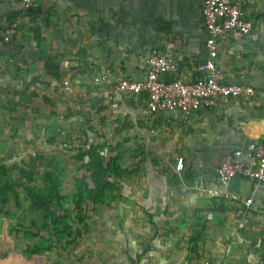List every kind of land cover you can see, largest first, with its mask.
<instances>
[{
	"label": "crops",
	"instance_id": "0c3cea01",
	"mask_svg": "<svg viewBox=\"0 0 264 264\" xmlns=\"http://www.w3.org/2000/svg\"><path fill=\"white\" fill-rule=\"evenodd\" d=\"M233 1L253 29L218 38L217 74L255 93L219 97L185 116L152 114L144 93L120 92L116 83L143 79L151 49L176 63L165 78H201L207 58L203 0H33L28 7L0 0V38L18 23L0 50V161L25 149L22 138L33 141V149L44 144L34 125L45 114L43 97L55 101L57 85L66 102L58 113L71 114L64 119L69 128L76 122L71 129L83 126L91 141L102 134L115 149L139 150L121 160L133 172L117 179L110 198L87 202L86 221L73 228L69 243L57 242L49 229L30 239L22 228L13 231L28 221L0 223V264H264V187L239 175L221 185L214 171L235 148L264 141V0ZM46 63L58 65V79ZM102 75L105 80L96 82ZM177 156L183 158L180 172L173 169ZM247 198L252 203L245 208ZM239 208H245L242 228L235 219ZM37 244L49 248L32 254Z\"/></svg>",
	"mask_w": 264,
	"mask_h": 264
},
{
	"label": "trees",
	"instance_id": "16d2710c",
	"mask_svg": "<svg viewBox=\"0 0 264 264\" xmlns=\"http://www.w3.org/2000/svg\"><path fill=\"white\" fill-rule=\"evenodd\" d=\"M45 67L52 71L56 79L59 78L60 71L57 64L46 63ZM59 89L57 85L54 102L46 98L47 96L43 97L42 103L45 105L44 108H46L45 114H40L42 118L39 119L38 123L36 122L34 127L37 132L36 138L42 137L46 140L45 143L50 145L58 144V146H64L66 150H71L72 154H70V157L73 162L77 163L80 169L86 170V172L81 173L80 176L74 177L75 191L71 197L72 207L67 209L64 206L67 198L64 193H61V180L58 178L59 173L56 170L58 168V170L60 169L59 171H61L64 166L59 164V159L55 163V168L53 170H46L41 173V178H43L44 183L43 187L36 188L33 185H24L20 178L16 179V174L13 172H15L17 168L21 177L26 178L29 182L35 181L36 177L34 174L35 171L39 169L40 160L47 158V155L44 156L45 154L42 155V153L40 154V151L37 150L39 147L36 149L37 151H35V148L34 150L33 148H28L27 145L33 144L31 143L33 141L30 142L24 138L26 147L22 151L24 152L23 156H19L20 154L15 153L14 157L10 156L6 159V162L9 160V162L13 164L11 169L7 168L6 162L3 161V159L0 161V215L5 217L9 216L8 214L10 211L8 206H10V203L16 207L20 206L19 189L21 188L26 191V197H29L30 206L36 210L35 212L38 215L42 216V219L39 224L40 227H37L35 222L31 221L27 226H16L14 231H17L18 228H22L24 229L23 238L30 239L35 236H41L39 233L42 230L48 231L47 229H49L50 235L53 236L57 242L69 243L74 240L72 230L75 228V222L77 223L76 219L79 221L77 224L84 220L82 208L86 206L87 202L92 204L103 203L106 198H110L112 191L118 188L117 179H121L123 175L133 172V170L128 167H122L118 149L112 147L111 143H109L102 134H99V139L96 141L86 143L80 140V134L82 133L87 137V132L83 130V126H80L78 130L81 131V133L70 132V130H66V133L62 132L64 130V119L71 118L69 117L71 114L60 116L56 111L58 105L62 101V93H60ZM38 110L39 108L33 110V114L36 117H38L36 114H39ZM16 120H18V118ZM48 125L50 126V130L45 131L46 133L39 134L41 131L48 129ZM90 130L93 131V128H90ZM93 132L96 133L95 129ZM10 136L14 137L15 133H11ZM72 139L73 143H71ZM37 146L38 145H36V147ZM13 151H19V148L15 147ZM134 153L138 155L139 150H134ZM26 156H29L28 160H25ZM18 158L20 159L19 161L16 160ZM139 162H141V159ZM12 170L13 172H10ZM10 173L14 175L12 179H9L8 174ZM31 226L36 227V233H33L29 229ZM48 248L49 246H39L37 244L30 248V251L32 254H38ZM30 258H32V256H30Z\"/></svg>",
	"mask_w": 264,
	"mask_h": 264
},
{
	"label": "built area",
	"instance_id": "2783aa9c",
	"mask_svg": "<svg viewBox=\"0 0 264 264\" xmlns=\"http://www.w3.org/2000/svg\"><path fill=\"white\" fill-rule=\"evenodd\" d=\"M25 7L33 0H20ZM202 18L207 32L205 48L207 58L201 65L202 77L193 82H184L177 78H165L176 70L173 58L163 54L158 49H151L146 57V74L143 79H120L116 89L132 94H146V106L150 113L178 111L188 116L203 106L214 105L219 97L252 96L254 89L245 84L223 83L217 74L215 58L217 57V40L227 32L246 35L253 29V23L246 18L243 11L233 0H203ZM18 23H11L0 38L1 48L16 35ZM105 75L95 78V81L105 80ZM67 88V85L65 84ZM247 157L248 162L238 160ZM183 158L177 156L173 163L175 172L182 170ZM217 181L227 185L235 176H243L264 187V141H251L245 146L237 147L226 159L214 164ZM239 199L236 195L230 196ZM245 208L251 206L252 199L243 200ZM245 208L236 210L235 219L239 228L244 227L243 214ZM211 264V263H208Z\"/></svg>",
	"mask_w": 264,
	"mask_h": 264
},
{
	"label": "rangeland",
	"instance_id": "374dc122",
	"mask_svg": "<svg viewBox=\"0 0 264 264\" xmlns=\"http://www.w3.org/2000/svg\"><path fill=\"white\" fill-rule=\"evenodd\" d=\"M65 103L66 102H63V98H62L61 103L58 105L59 108H57L56 111L58 112L59 109H62L61 106H64ZM90 119H91V123H92L93 119H95V118H91L90 117ZM33 120L36 121V119H33ZM75 123L76 122H72L71 123V127H73ZM63 125H64L63 126L64 130L62 131L63 133H66L67 132L66 130H71L70 132L81 133V131H78L79 130V124L76 126V128H72V129H71V127L69 128V125L67 123H65ZM80 135H81V139L83 140V142L84 141L86 143H91L92 142L90 139H87L84 134H80ZM82 137H85L86 140L84 138H82ZM29 138H34V134L33 133H29ZM17 140H19V138ZM22 141L24 143V139H22ZM45 141L46 140L44 139V144L42 143V144L38 145L37 147L35 145H33V146L36 147L35 151L39 150L40 154L41 153H42V155L45 154L44 156L47 155L46 159L40 160L41 162L38 161L39 162V169H37L35 171V174H34V176L36 177L35 181H30L29 182V181H27L26 178L21 177L20 172L17 170V168H16L15 172H13V170L10 171V172L15 173L16 174V176H15L16 179L20 178L23 181L24 185H26V184L28 185L29 184V185H33L36 188L43 187L44 183H43V178H41V176H42L41 173H43L46 170H53L55 168L54 167L55 163L59 159V164L61 166H64L63 169H61V171H59L60 169L58 170V168L56 169L58 171V173H59L58 178L61 180L60 181V190H61V192H65V195H66V198H67L65 200L66 202H65L64 206L67 209H70L72 207V202H71L72 195H71V192L73 191V193H74V191H75L74 177L75 176H80L81 173L86 172V170L80 169V167H78V164L73 162V160L70 157V154H72L71 150H66L64 146H61V145L58 146V144H55V145H50L48 143L45 144ZM58 141H59V139H58ZM71 143H73V139H72ZM49 145L52 146V147H49ZM31 146L32 145H29L27 147L31 148ZM47 146L49 147L50 150H48ZM118 151H119V155H120L121 160H122V159H124L125 154H127V153L131 154V152H133L134 150H129V151L128 150H118ZM23 153L24 152H22V151L19 152V154H21V155H23ZM32 155L34 156L33 153H32ZM10 156L14 157V153L12 151H9V157ZM28 157L29 156H26L25 160H28ZM16 160L19 161L20 159L18 158ZM6 166H7L8 169L9 168L11 169V167H13V164L10 163L9 160H7ZM8 176H9V179H12L14 175L12 173H10V174H8ZM26 195H27L26 191L22 190L20 188L19 189L20 206L16 207L12 203H10V206H8V209L10 211V213L8 214L9 216H6L7 218L6 217L2 218L1 217L2 215H0V223H3L4 221L9 222V224L14 223V222H18V221H21L23 223H26L25 221H28V222L34 221L36 224H38V225L40 224L42 216L38 215L35 212L36 210H34L32 208V206H30V201L28 199L29 197L27 198ZM82 212H83L82 214H83L84 219H85V215L88 212V206L87 205L82 208ZM88 216H91V213H88ZM94 217L95 216H93L92 218L94 219ZM76 221H77V223L79 222L78 219H76ZM85 221L86 220H84V222ZM77 223L75 222V226L77 225ZM18 225H20V223H17V226Z\"/></svg>",
	"mask_w": 264,
	"mask_h": 264
}]
</instances>
